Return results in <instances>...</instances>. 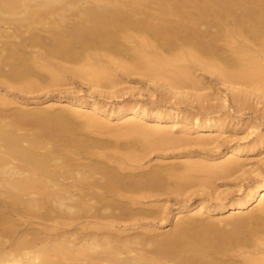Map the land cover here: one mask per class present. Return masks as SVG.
<instances>
[{
  "label": "bare ground",
  "instance_id": "bare-ground-1",
  "mask_svg": "<svg viewBox=\"0 0 264 264\" xmlns=\"http://www.w3.org/2000/svg\"><path fill=\"white\" fill-rule=\"evenodd\" d=\"M44 40L48 44L42 52L27 50V45ZM172 51L177 55L173 59L164 54ZM122 52L132 54H128L130 63L120 58ZM180 58H184L182 68L177 65ZM196 69L214 75L225 91L233 93L236 106L245 103L249 94L255 96L254 90L247 95L239 84L259 85L257 95L264 102V0H0V74L8 72L10 79L23 81L14 85L18 91L64 87L60 72L88 82L91 93L117 84L118 71L183 85ZM41 71L49 78L45 86L30 79ZM204 97L208 98L198 96V101L202 103ZM176 98L173 105L178 108L183 102ZM217 99L225 108V96ZM9 106H15L11 115ZM25 106L0 96V264H264V175L227 208H209L206 199L213 195L203 192L205 197L193 203L199 210L185 216L183 208H187H178L176 225L171 224L173 229L164 235L155 234L152 224L137 223L164 218L162 206L154 211L134 208L169 193V180L183 189L186 181L200 174L210 179L245 173L244 162L231 157L245 156L248 150L230 145L226 135L222 138L225 125L218 119L202 121L178 109L165 113L139 104L109 109L82 96L41 102L32 111L37 114L34 120H29ZM55 106L64 113L45 122L44 115ZM68 118L81 119L82 128L96 135L104 130L114 131V138L136 134L140 145L132 149L117 139H80V131L70 126ZM114 123L132 132L123 135L112 128ZM166 124L179 127L178 135L184 138H167L168 130L160 128ZM189 130L215 137L191 140ZM172 143L214 144V158L227 159L143 170L147 164L142 161L151 150H166ZM191 195L178 202L185 203ZM29 214H43L49 224L34 223ZM217 222L240 233L233 232L235 238L221 233L216 238Z\"/></svg>",
  "mask_w": 264,
  "mask_h": 264
},
{
  "label": "rangeland",
  "instance_id": "rangeland-1",
  "mask_svg": "<svg viewBox=\"0 0 264 264\" xmlns=\"http://www.w3.org/2000/svg\"><path fill=\"white\" fill-rule=\"evenodd\" d=\"M23 36H25V34ZM46 41L47 40H44L43 44H39L40 46L37 44H35V46L34 45H32V46L27 45L28 46L27 50H30V51H35V50L39 51L41 49L43 50L46 47V45L48 44V41L47 42ZM33 47H34V49H32ZM37 48H39V49H37ZM42 50H41V52H42ZM172 52H174V51H172ZM120 54L124 56L125 53L122 52ZM128 54H131V53H128ZM128 54L124 57L120 56V58H122V60L123 59L126 60V61H124L126 63H130L129 60L130 59L132 60V58H128L129 57ZM164 54L166 55V57L167 56L170 57L172 55L171 56L172 59H173V56H175V57L177 56L176 52H174V53L165 52ZM116 56H118V54ZM130 57H132V54L130 55ZM178 58L179 57H177V60H178ZM180 60H181V58H180ZM183 60H184V58H182V60L179 62L180 64L176 61L173 63H178L177 64L178 67L182 68L183 62H184ZM53 61L55 62L56 60H53ZM60 63L63 64L64 62L61 61ZM69 65H73V64H69ZM173 65L177 66L176 64H173ZM180 65H182V66H180ZM178 67H177V69H179ZM2 70H4V69H2ZM2 70H0V71H2ZM1 73H4V74H0V80H1L0 81V96H5L6 98H8L10 100L13 99L17 102L24 103L26 106L23 109L25 110V112H27L28 115L27 114L26 115L30 116L31 119L29 118V120L35 119L37 114L35 112H32V111H34V108L38 107V104H40L43 101L45 102V100H50L52 98H57V97H61V96L62 97H70V96L81 97L82 96V97H86V98L91 99V100H95L99 104H101V105H103L109 109H117V108H121V107L122 108L124 107V109H127L125 107L129 108V106L134 105V104H137V105L139 104L148 110H153V111L158 110V111L165 112V113H172V112H175L176 109H178L181 111V113H185V114L189 113L190 118H192L196 114L194 117L200 118V120H202V121L205 119H208L209 121H213V120L218 119V122H217L218 124L220 123L221 126L225 125L224 131L220 132V134H222V138H223V136L225 138V135H226V138L228 139V141L230 143L226 142V141H224V143H226V144L229 143L230 145L231 144H234V145L237 144V145H240L241 147L243 146L245 149L248 150V153L245 156L231 157L233 159H237V160L239 159L240 161L244 162V165L246 168V169L244 168L245 173L242 174L239 172L237 174L235 173L234 174L235 176L231 175L228 177L218 176L216 178H212L213 177L212 176V177H210V179L206 178V176H204L203 174L202 175L200 174V175L195 176L194 179H191V181H186L185 184H187V185L183 189L178 188V185H176L177 183L175 182V180L172 183H171L172 180H169V182L171 184V186H170V184L167 183L169 185V187H167L169 189V193H168V191L160 193L161 195L159 194V196H155L156 199L153 197V199L151 198L149 200V202L147 200H144L143 205H138L139 207L135 206V208H134L135 210L144 209V210H148V211H154L157 209L154 207H156V206L161 207L162 206L163 207L162 209L163 210L165 209L164 212H166V215H164V218L161 220L156 219L153 222V219L145 218V219L140 220L141 222H137V223H139V225H142V226H148V224H149V226H151L150 224H152L151 227H154L153 232L155 234L158 232V234L161 233L164 235L166 232H169L168 231L169 229H171V228L173 229V227L176 225L175 219L177 220V216H176L175 212L176 211L178 212V210H179L178 208H180L182 206L187 208V209L183 208V213L185 216L192 215L194 212L198 211L199 208L195 207L196 205H194V204H195V202L202 200V198L205 197V195H203V192L205 193L207 191V193H210L213 195L212 198H210L209 200L206 199V203L208 204L209 208H212V207L216 208L214 206H225V205H226L225 207L227 208L230 204H235L236 200L238 201V199H240L241 196H243L244 193L247 192V190L249 188H251L254 184L257 183L258 178L264 175V159L261 160L260 163L258 162L259 158L260 159L264 158V102H263V100L258 98L257 93L259 91H257V90H261V88L257 84L252 85L249 83H247V84L243 83L244 85H242V86H241V84H239L241 88L243 87L242 88L243 90L239 87L238 84L237 85L235 84V86L233 84V86L235 88L237 87V89H241L243 92H246L248 90H250V91L254 90L253 92L256 96L255 97L252 94V92L248 91V93L246 92L247 95L249 93H251L253 96L249 94V96H246V98H245V103H243L241 106H236V103L234 105L235 101H232V96H231V95H233L232 92H229L228 90H227L228 92L225 91V89L220 84H218V81L215 80L214 75L209 74L205 71H201V70L199 71L198 69L193 70L190 74V77L193 75L190 78L193 82L190 79L185 78L186 80H183L184 81L183 85H182V83L180 84V82H179V85H177L178 82L173 83V82H171L172 80L168 81L167 78H166V80H165V78H164V80H163V78L154 80V78H152V77H146L147 75H145L143 77V75H141V74H138V75L132 74L133 76L128 75L129 76L128 77L127 75L122 74V73H120V71H118L115 73L116 75L114 74L116 81H117V84H115L113 87H111V85H109V87L100 88L102 90L96 91V93L97 92L99 93L102 91L105 92L106 90L107 91L105 93L102 92V94H99V95L96 94L95 92H92V93H91V91L89 92V89L87 88L88 82L86 84L85 80L78 78L76 75L73 76L70 73L68 74L66 72H63L62 74L60 72V75H61L60 80H62V82L64 81V83L67 84V85H64V87L63 86H56L54 88L52 86L53 87L52 88V87L48 86L45 89L43 88V90L41 89L40 91L38 90L35 92H30V93H24V92L17 90V86L23 81L16 80L13 78L10 79L8 77V72H1ZM37 73H38V71H37ZM39 73L40 74H37L35 76L33 75L32 77H30V76H28V77H30V79L32 78L33 80L35 79V81L38 82V84L40 83V85L43 83L49 84L50 82H49V78H48L47 74L42 72V71ZM57 74L59 75V73H57ZM33 77H35V78H33ZM63 77L65 80H63ZM196 80L199 84L196 82ZM7 83H9L10 85L9 84L7 85ZM168 83H169V85H168ZM44 84H43V86H45ZM156 84L157 85L159 84V86H156ZM160 84L164 85L165 87L169 86L166 88L167 91L164 89L165 87L163 88V86H162V88H161ZM170 84H172V85H170ZM14 85H17V86L15 87ZM168 88H170L169 92L172 91L173 94L177 90L176 94H178V95H176V94L173 95L171 93H168ZM244 88L247 90H245ZM163 90H165V91H163ZM113 92H115V93H113ZM230 93H232V94H230ZM201 95L208 97V98L204 97L205 100L202 101L203 104L201 103V101L200 102L198 101L199 100L198 96L200 97ZM172 96H174V98ZM176 96L182 97L181 100L183 102V104L181 103L178 106V108H175V106H177V105H175V104L173 105V103L175 102V99H177ZM224 96L227 100V104H226L225 108H220L221 106H219V104L221 102H220V99L218 100L217 98H223ZM240 97H242V95ZM164 99H165V101H164ZM206 100H208V101H206ZM200 105L204 106V108L208 107L205 110H208L209 107H211L212 111H211V109H209L207 112L204 111L203 109L201 110L200 107H202V106H200ZM13 107H15V106H13ZM13 107H11V106L6 107V108H8L7 111L10 110L9 111V112H11L10 115L13 113V110L15 109V108L13 109ZM6 108H4V109L2 108L3 110H1V111H4L5 114L7 113V111H5ZM262 108H263V110H262ZM198 109H200L201 111L200 110L198 111ZM9 112H8V115H9ZM14 113H15V111H14ZM62 113H64L62 108L61 107L59 108V106L58 107L55 106L54 109L47 112V115H44L45 119L44 118L43 119L45 122L51 123V122L55 121V119H54L55 117L57 118ZM202 113H206V114L208 113V114L204 115ZM54 114L55 115L58 114V116H55ZM48 115L50 118H48ZM204 117H205V119H204ZM221 119H222V122L219 121ZM80 120L75 119V118H68V120H67V122L70 124V126L73 127L74 130L76 129V131H78V132L80 131L78 133V132H75L74 130H72V132L74 131L73 133L75 135H76V133L79 134V135L78 134L77 135L79 136L78 138H80V139L81 138L91 139V138L95 137V139H99V140L103 139L102 141H105V140L108 141L109 140V142H112L110 140L117 139V142L119 144L121 143L120 145H122V146L124 145V147L126 146L127 148H132V149L138 148L137 146L140 145L141 140L138 138L139 136L136 134H133V135L129 134L130 137H129V135H128V137L124 136L126 138H123V136H122V138H120V137H117V135H116L117 138H114V135H115L114 131H113L114 132L113 133L112 131L104 130L105 132L101 131L102 132L101 135H99V134L96 135L95 131H92V130L88 131L86 129H83L82 124L80 123ZM161 126H163V127H160V128H163V129L169 131V133H168V131H166L167 132L166 135L169 136L167 138H169V139L170 138L178 139L180 137L184 138L183 136H180V134L178 135L179 127H172L171 124H166V126L165 125H161ZM79 127L82 128L85 132L82 129H81L82 130L81 131L79 129ZM113 127H117L118 132H122V134L123 133L127 134L128 131L130 133L132 132L129 130V128H127L125 126L124 127H120V126L118 127L117 123L112 124V128ZM126 129H128V130L126 131ZM106 131L109 132L111 136L109 135L106 137V135L109 134ZM81 132H82V134H81ZM118 132H116V133H118ZM89 133H90V135H89ZM104 133H106V134H104ZM189 133H190L189 136L191 135L190 137L188 136L190 139H191V137H192V139L194 137L204 138V136H205V138L215 137L214 133L199 135L198 133H196L195 131H192V130H189ZM125 134H123V135H125ZM136 136H137V138H136ZM234 136H235V139H234ZM109 137H111L112 139ZM188 137L185 136V138H188ZM172 141L174 142V140H172ZM174 143H172L171 146L168 144L169 147H172V146H174V147L169 148L167 145L166 150L164 149L165 147L164 148L161 147L162 149L155 148V150L153 149L154 151L151 150V152L148 154V156L146 158H144V161H142L143 166H144V164H147L143 168V170L144 171L149 170L150 166L151 167H157V166L163 167L164 166L163 168H166L165 166L170 165L172 167H177V166L182 165L181 163H185L188 161H192V162H200L201 161V162H208V163H210L211 161L212 162L216 161V163H217L219 161L222 162L223 160L227 159V156H222V155L218 158L217 157L214 158V155L217 153V148H214V144H212V145L210 144V145H206V146H201V145L197 144L195 146L194 144L184 143V144H179L177 146L178 143H176V144H174ZM224 143H221L222 146L224 145ZM222 146L220 145L219 148H222ZM249 147H250V149H249ZM250 150H251V152H250ZM210 155H211V157H210ZM147 162H149V163H147ZM246 170H248L249 172H247ZM193 181H194V183H193ZM190 182H191V184H189ZM204 183H205V185L207 184L206 188H205ZM191 185H192V187H190ZM203 185H204V187H203ZM171 187H173V188H171ZM204 188H205V191H204ZM181 190H183V191H181ZM194 190H196V191H194ZM170 191H171V193H170ZM180 191H181V195H180ZM189 191H190V193H189ZM191 193H193V195H191L190 200L186 201L183 204H182V202H180V203L178 202V201L185 199ZM175 194H176V196H175ZM198 194H200V196ZM183 195H184V197H183ZM217 195H218V197H217ZM1 202H0V204H3ZM256 202H258V200ZM140 206H142L143 208ZM202 212H204V211H202ZM28 219L34 223L49 224V221H47V217L43 214L41 216H40V214H39V216H38V214H29ZM171 224L174 226H172ZM210 224L213 225V223H210ZM221 225L225 226V224L221 223V222L214 223L215 228L214 227L213 228L215 231L213 233H215V234H213V236L216 237V234H217L216 238H218V236L221 235V233L222 234L225 233L229 237L235 238L236 237L235 235L237 233L234 234L233 232H239L240 233V231H236L235 228L232 229L231 225L228 226L229 224H226L227 226H225V227H223ZM33 227H37V226L36 225L34 226V224H33ZM137 231H139V229ZM141 231L142 230L140 229V232ZM245 231L246 230H244V229L241 231V232H243L242 233L243 236L246 235V233H244ZM153 232H152V234H153ZM163 235L161 236V238L163 237ZM158 239H160V238H158Z\"/></svg>",
  "mask_w": 264,
  "mask_h": 264
}]
</instances>
